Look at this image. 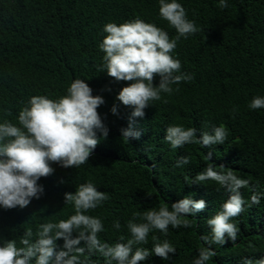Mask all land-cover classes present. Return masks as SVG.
Returning a JSON list of instances; mask_svg holds the SVG:
<instances>
[{"label":"trees","instance_id":"trees-1","mask_svg":"<svg viewBox=\"0 0 264 264\" xmlns=\"http://www.w3.org/2000/svg\"><path fill=\"white\" fill-rule=\"evenodd\" d=\"M180 3L200 31L181 37L173 55L180 59L181 71L194 78L150 101L144 117L135 118L133 124L141 136L126 140L120 129L129 126L132 108L119 102L117 95L131 82L117 81L101 68L104 53L98 44L106 35L101 30L107 22L119 24L139 16L174 37L176 30L159 16L157 0H0V120L17 123L29 97L42 94L55 99L80 78L93 95L104 98L97 111L109 128L107 138L79 167L52 163L54 172L38 181L44 186L39 199L24 208H0V237L19 241L31 230L35 238L39 224L66 219L74 208L65 203L64 194L88 181L109 193L102 205L88 210L104 221V231L98 235L109 244L129 237L126 222L133 213L170 206L190 194L206 201L204 210L189 217L190 226L169 225L166 235L154 229L140 246L150 249L168 239L177 250L169 254L171 260L153 255L142 264H191L198 248L205 246L200 234L209 232L206 219L229 195L213 180L192 184L197 172L210 162L217 170L232 168L250 180V186L240 190L246 200L253 191L264 192V108H248L253 96H264V0H228L227 8L219 7L218 0ZM158 82L154 76V85ZM113 104L118 105V114L110 111ZM172 124L196 127L197 135L224 124L229 133L223 144L192 143L172 149L163 139ZM209 151L210 161L205 158ZM185 155L190 163L177 167V158ZM117 219L119 230L112 227ZM232 219L240 228L236 241L211 244L214 255L207 264H241L242 257L264 256V197ZM136 221L142 217L136 216ZM90 258L103 264L98 252Z\"/></svg>","mask_w":264,"mask_h":264},{"label":"clouds","instance_id":"clouds-1","mask_svg":"<svg viewBox=\"0 0 264 264\" xmlns=\"http://www.w3.org/2000/svg\"><path fill=\"white\" fill-rule=\"evenodd\" d=\"M157 2L160 18L176 30L174 37L139 16L119 24L107 22L101 30L106 34L98 44L104 53L101 68L117 81L131 82L117 95L119 102L132 108L129 126L120 129L121 137L126 140L141 136L133 124L135 118L144 117L150 101L160 100L162 93L171 94L178 90L181 81L194 78L192 73L181 71V61L173 55V50L181 37L186 39L200 31V27L188 18L180 0ZM218 6L227 8L228 0H218ZM154 76L159 77L157 85L153 83ZM104 103L102 96L93 95L85 79L77 78L65 94L55 99L42 94L29 97L16 117L17 123L0 120V208H24L32 199H39L44 186L38 181L54 172L53 162L67 168L88 161L100 140L109 134L97 111ZM248 108H264V96H253ZM110 111L118 114V105L113 104ZM197 133L196 127L172 124L166 127L163 139L172 149L192 143L218 145L225 142L229 129L219 124ZM211 156L209 151L205 158L210 161ZM188 163L190 157L186 155L176 160L177 167ZM207 180L215 181L229 195L219 210L206 219L209 232L200 234L205 246L198 248L191 264H207L214 255L211 244L236 241L240 228L232 218L239 216L249 203L259 204L264 197V192L253 191L250 201L246 200L240 190L249 187L250 180L236 175L232 168L217 170L210 162L195 174L192 184ZM109 198L108 192L99 191L91 181L79 184L74 192L64 194L65 203L74 208L66 219L39 224L35 238L31 230L24 232L19 241L0 237V264H97L90 258L97 252L104 257L103 264H142L153 255L171 260L169 254L177 250L168 239L155 242L150 249L140 245L148 242V235L154 229L166 235L169 225L173 229L189 227V217L206 208L203 198L196 200L189 194L170 206L165 203L158 209L133 213L126 222L129 237L121 236L109 244L98 235L104 231V221L88 214L89 209L97 208ZM136 216L142 217V221L137 222ZM112 227L119 230L120 221H112ZM241 264H264V256L255 260L242 257Z\"/></svg>","mask_w":264,"mask_h":264}]
</instances>
